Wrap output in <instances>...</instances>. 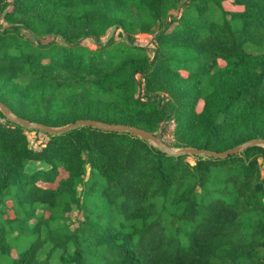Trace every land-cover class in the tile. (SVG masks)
I'll return each mask as SVG.
<instances>
[{
  "label": "trees",
  "instance_id": "16d2710c",
  "mask_svg": "<svg viewBox=\"0 0 264 264\" xmlns=\"http://www.w3.org/2000/svg\"><path fill=\"white\" fill-rule=\"evenodd\" d=\"M135 27H158L154 49ZM0 102L54 128L174 121V149L264 140V0H0ZM0 264H264V148L169 155L128 133L7 120Z\"/></svg>",
  "mask_w": 264,
  "mask_h": 264
},
{
  "label": "water",
  "instance_id": "95a60500",
  "mask_svg": "<svg viewBox=\"0 0 264 264\" xmlns=\"http://www.w3.org/2000/svg\"><path fill=\"white\" fill-rule=\"evenodd\" d=\"M0 112L11 123L18 124L27 130L40 131L47 135L63 134L67 131L76 129L78 127H88V128H93V129H97V130L104 131V132L128 133L134 137L140 138L141 140L151 144L152 146L158 148L160 151L166 154H169V155L188 154V155H195V156H202V157H210L214 159H225L230 155L240 154L244 152L246 149H249L252 147H263L264 148V140H252V141L246 142L242 145H239L233 149H230L222 153H215L211 151L199 150V149H193V148L174 149L170 147L169 145L165 144L161 140L160 135L152 134L143 129L134 128L128 125H114V124H108V123H103L99 121L81 120V121H77L76 123H72L67 126H64V127L54 128V127L32 123L30 121L21 119L15 116L1 102H0Z\"/></svg>",
  "mask_w": 264,
  "mask_h": 264
},
{
  "label": "rangeland",
  "instance_id": "374dc122",
  "mask_svg": "<svg viewBox=\"0 0 264 264\" xmlns=\"http://www.w3.org/2000/svg\"><path fill=\"white\" fill-rule=\"evenodd\" d=\"M225 6H226L227 9H235V8L231 7L230 4H226ZM168 14L177 15V10L174 8V9L170 10ZM1 23H3V22L1 21ZM158 31H159L158 27H155L154 28V32L152 34L143 33V32H138L137 31V27H135L134 30H133V33H131V35L134 37V39L136 41V45L141 46V47H146L148 49H154V47H155L154 33L158 32ZM121 33H123V32L121 30H119V29H116V28L110 29L107 32V34L102 38V42L106 43L109 39H111L112 37L117 36L118 34H121ZM26 35H27V37L29 39L34 41V38L29 33H27ZM41 41H43L44 43H48V42H50L52 40L51 39H41ZM120 41H126V36H124V34H123V38H121ZM58 42L61 43L60 39L58 40ZM84 45L86 47L91 48V49L97 48V45L91 40H86L84 42ZM171 130H172L171 124H167L166 135L163 137V140L167 144L170 143V145H174V143H175L174 134H173V140L170 137ZM160 131H161V127H160V130H159V132L157 134H159ZM27 136L29 138L31 146L34 149H37L39 146H41L45 142V139L42 136H39V135H37L34 132H29L27 134ZM38 167H39L38 164H30L28 166V168L31 171L37 169ZM68 216L71 217V219L74 221L73 223L75 224V227H76L77 226V220H78V218L81 217V213H78V211H74V212L70 213Z\"/></svg>",
  "mask_w": 264,
  "mask_h": 264
},
{
  "label": "built area",
  "instance_id": "2783aa9c",
  "mask_svg": "<svg viewBox=\"0 0 264 264\" xmlns=\"http://www.w3.org/2000/svg\"><path fill=\"white\" fill-rule=\"evenodd\" d=\"M137 80L141 82V92H142L141 97L144 98L143 87L145 86V79H144L143 77L139 76V77H137ZM143 100H144V99H143ZM5 124H7V119H6L5 117H0V126H1V125H5ZM167 124H171V126H172V130H171V133H170V137H171L172 140H173V134H174L175 123H174V121H171L170 123H167ZM167 124L164 125L163 127L161 126V131H160V133L158 134V135H160L161 140H162L165 144H167V143L163 140V137L166 135V127H167ZM167 145L170 146V143L167 144Z\"/></svg>",
  "mask_w": 264,
  "mask_h": 264
}]
</instances>
